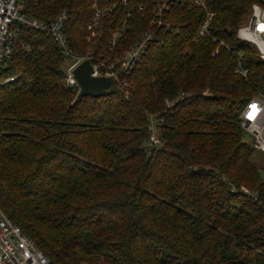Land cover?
I'll return each mask as SVG.
<instances>
[{"label": "trees", "instance_id": "trees-1", "mask_svg": "<svg viewBox=\"0 0 264 264\" xmlns=\"http://www.w3.org/2000/svg\"><path fill=\"white\" fill-rule=\"evenodd\" d=\"M204 1L180 0L160 28L154 0L25 2L23 14L45 23L68 11L78 55L109 57L123 26L115 55L156 33L129 96L92 98L67 85L69 59L52 38L21 29L4 71L15 80L0 86V209L52 263L264 264V153L241 119L264 98V61L237 38L264 0ZM208 13L210 37L195 41Z\"/></svg>", "mask_w": 264, "mask_h": 264}, {"label": "built area", "instance_id": "built-area-1", "mask_svg": "<svg viewBox=\"0 0 264 264\" xmlns=\"http://www.w3.org/2000/svg\"><path fill=\"white\" fill-rule=\"evenodd\" d=\"M27 0H0V86L15 80V76L8 75L4 71L8 68L9 61L16 53L19 43L21 29L40 32L52 38L62 53L73 64L69 67V74L66 83L70 87H77V81L73 77V70L86 60H90L93 68L92 76L96 78H110L115 81V88L126 92L129 96L130 84L128 78L133 70L140 64L150 44L155 41L156 33L145 32L130 46L123 54L115 55V50L125 33V28L113 35L109 41V57L101 56L94 58L91 51L85 55H78L71 49L65 33L66 24L69 20L68 11L61 12L52 22L45 23L41 20L23 14L25 2ZM129 0H122L123 6ZM180 0H154L158 3L155 11L156 21L159 28L166 26L163 24V14L170 7L177 4ZM96 7V3L94 4ZM193 6L205 8L204 0H194ZM143 11L144 8L140 7ZM101 13L97 11L89 24L88 29L93 31L97 26ZM131 16V15H129ZM214 14L208 13L195 41L209 38L210 28ZM155 23L152 22L151 25ZM168 27V26H167ZM170 29V28H169ZM170 31V30H169ZM238 40L248 43L255 47L259 58L264 61V10L258 6H253L252 15L238 30ZM216 42V39H214ZM90 41V37L87 38ZM22 50L29 52L30 46L22 44ZM218 52V50L216 51ZM243 54L241 55V58ZM237 74L247 77L249 70L238 68ZM187 95L181 94L174 100L165 102L166 111H173L176 104L185 100ZM242 128L254 138L252 145L261 153H264V98L255 96L250 99L241 112ZM151 140L149 146L160 145V140L155 130V119L150 116ZM245 193H248L244 189ZM0 264H54L36 244L25 234L22 229L15 225L0 209Z\"/></svg>", "mask_w": 264, "mask_h": 264}, {"label": "water", "instance_id": "water-1", "mask_svg": "<svg viewBox=\"0 0 264 264\" xmlns=\"http://www.w3.org/2000/svg\"><path fill=\"white\" fill-rule=\"evenodd\" d=\"M92 73L93 68L90 60L84 61L73 70V77L80 88V96L92 98L109 96L115 88V81L105 77H93Z\"/></svg>", "mask_w": 264, "mask_h": 264}, {"label": "rangeland", "instance_id": "rangeland-1", "mask_svg": "<svg viewBox=\"0 0 264 264\" xmlns=\"http://www.w3.org/2000/svg\"><path fill=\"white\" fill-rule=\"evenodd\" d=\"M96 34L94 32L91 33V36H95ZM73 64V62H70L67 60L63 66V70L66 71L69 74V67ZM254 138L250 135L245 136V142L252 145ZM261 158H263V155L258 153L257 159L259 161V165H261ZM262 167V166H261ZM264 175V174H263Z\"/></svg>", "mask_w": 264, "mask_h": 264}]
</instances>
